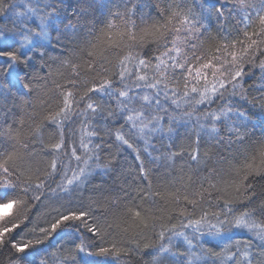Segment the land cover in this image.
<instances>
[{"label":"snow or ice","instance_id":"1","mask_svg":"<svg viewBox=\"0 0 264 264\" xmlns=\"http://www.w3.org/2000/svg\"><path fill=\"white\" fill-rule=\"evenodd\" d=\"M0 264H264V0H0Z\"/></svg>","mask_w":264,"mask_h":264},{"label":"trees","instance_id":"2","mask_svg":"<svg viewBox=\"0 0 264 264\" xmlns=\"http://www.w3.org/2000/svg\"><path fill=\"white\" fill-rule=\"evenodd\" d=\"M129 163H131V161H129Z\"/></svg>","mask_w":264,"mask_h":264}]
</instances>
